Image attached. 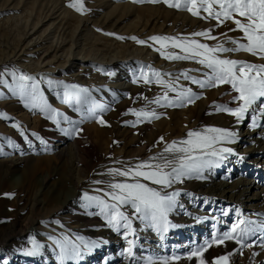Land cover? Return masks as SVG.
Wrapping results in <instances>:
<instances>
[{
  "label": "rangeland",
  "instance_id": "obj_1",
  "mask_svg": "<svg viewBox=\"0 0 264 264\" xmlns=\"http://www.w3.org/2000/svg\"><path fill=\"white\" fill-rule=\"evenodd\" d=\"M14 1V3L17 5L16 12L11 11L0 13V26L3 25V29L6 31L5 33L0 32V59H3L10 55L9 57L12 62L8 63L7 66L0 67V142L9 139V137L13 136L16 133L21 132L24 134L32 132L36 135H39L38 133L41 128L51 124H56L53 123V120L50 118L52 112H50L49 109L60 114L59 116H56V120L59 121V124H57L59 128L66 129L70 128V126L72 127V125L66 123L63 120V117L66 116L70 121L75 122L76 125H82L85 131H87L88 133L90 132L86 137L91 139V132H93L95 125H100V128H104L106 126L105 124L110 123V121L114 119L116 110H120L124 105L129 104L128 99L131 96L132 89H135V87L138 88L140 86L141 88L138 89H142L144 92L149 93L158 87L156 83L145 84L142 79H137L141 66H151L152 69L159 71L162 74L169 73V75L162 76V79H164L166 82L169 80H174L176 77L180 76V73L184 71L188 72L190 76L196 77L197 79L203 78L201 75L203 69L198 63H195L193 61H182L184 63H181V61H170L164 59L161 56V51L167 54V51L173 50L172 47L163 50L151 40L148 41L146 45H138L134 40L127 41V38L124 35L121 36L117 33L105 32L99 28H94V30H91V26L88 27V31L81 34V25L79 24L80 20L88 21L93 24V22L95 21L105 20L104 18L108 13V11L105 9L96 10L95 8H93L91 5V2L93 0ZM73 2H78L80 4L85 3L83 4V14L77 13L74 9L67 6L68 4ZM103 2H106L111 6L129 4L137 7H142L144 5L152 7L154 10L143 11L142 16L144 17L141 16V19H135L133 21L135 25H139L141 23L142 25H144V23H146L147 28L150 26L153 16L157 15L163 9H169L174 13H180L183 16L186 14V17L188 16L189 18L199 20V22L197 23L200 26H202V24L206 26L208 25L209 28L206 27L205 30L211 29V35L212 37H215V39L208 40L209 46H215L217 42H224L228 38H240L243 35L239 31L226 30L228 28L234 29L236 27L235 24H233L231 21L226 22L223 26L217 27L215 20L209 21L193 17L187 11L170 8L162 2L151 3L148 2V0H142V2L136 3H134L133 0H103ZM87 4H89V6ZM52 13H56V16L61 13L62 20L60 19V17L57 20H55L54 17L50 19L47 18V16ZM3 18L5 20H2ZM3 21L6 25L2 24ZM107 21L109 22L110 20L108 19ZM37 23H39V25L36 28V30L38 31L35 37L39 34H44L47 35V40L43 44L38 45L30 52L26 51L22 53L23 47L29 41L26 39V42H23V38L27 32L29 34L32 33L30 29ZM200 30L203 31L202 29ZM200 30L198 32H200ZM169 35L170 37L175 36V34ZM169 35L166 33V37H169ZM153 36H156V34L151 35L150 37ZM157 36H165V34H157ZM116 37H122L123 39H117ZM150 37H148L145 41L149 40ZM200 39L202 40V37L199 38V41H201ZM111 42L113 44H111ZM127 42L130 43L129 45L133 43L131 45L132 47H126V49L123 45H126L124 43ZM149 42L151 44H149ZM31 44H29V46H31ZM62 44H67V47L72 45V53H78L79 51H82L81 54H85L84 56L90 53L88 55H91V59L96 60H92V62H89L87 65L81 64L80 61L73 60L69 62L67 66L65 65L59 70L56 69L54 73L43 74L38 82H34L38 85V94L41 97L39 105H46L45 110L41 111L40 106L33 107L31 101L23 96L19 89L18 82H14L13 80L12 73L15 72L17 76H19L20 74L25 75V73L30 74L32 70L36 68L38 61V63H41L42 66L46 62V59L48 58L47 56L48 54H50V52L45 53V51L49 49L50 46L52 47V49H54V47H58L59 45L61 46ZM66 46L62 47L64 48V53H66ZM225 46L232 47L231 44H226ZM138 48L142 51H137L136 49ZM133 49L134 52L136 51V53H138V59L131 58L115 65L109 64L108 66L105 63V65H102V63L98 62L101 59L108 60L112 56L116 55L119 51L122 52V50H127L129 52ZM13 50H15L16 53L15 57H13V55L11 56V52ZM62 52L63 51H60L57 56L61 55L62 57H64L65 55H62ZM239 53H228L224 54V56L225 58H235L237 60L238 57H240ZM52 55L53 54L51 53L49 56ZM244 56L247 58L250 57L247 55ZM254 58L260 60V62H256L255 64H264V59H260L258 57ZM171 64L174 65L172 70L174 69L175 71H171V69L169 68ZM3 76H5L4 79L6 80V82H3ZM180 78L182 79L176 81L179 87L187 86L184 88H190L192 91L201 92V89L198 85L188 83L186 80H183V77ZM65 85H77L79 88L87 89L90 100L103 105L107 109V111H105L101 115V118L105 121V124L101 125L97 123L95 119L91 118L82 119L81 116L85 112V109L89 107V105H82L81 111L77 112L75 105L76 93L70 88L66 89L64 87ZM222 86L223 85L210 89H203L202 91H208L212 89L218 90ZM142 90L140 93L143 92ZM66 91L69 93L67 98L65 97ZM165 91L166 90L162 91L161 95L163 93L165 94ZM173 95H175V93L168 92V97ZM198 101H200V99L194 100L191 105L197 104ZM148 104L149 103L147 102L146 105ZM137 107L140 106L135 103L133 105L130 104V108L125 107L126 109L121 114H119L120 117H122L123 119L126 118L135 120L134 115L126 113H129V110L131 108L136 109ZM186 107L187 106H185V109H187ZM114 121L116 124L114 125V134L116 135L117 140H113L114 144L111 146L112 148L110 149L109 153L105 154L103 153L105 150L104 144L108 143L110 139L106 138L105 142L101 143L102 146L100 147V150H103L102 154L97 155L98 158L96 162L90 167V169H88L89 171L87 172V178L90 179V182H92L88 184V187L92 189H84L83 191L84 193H87L89 195H102L101 193H97L95 189L103 187V185H98L95 183V181L110 180L111 178L106 175V172L108 171L107 169L114 166L120 167L124 161V159L119 157L121 155H117V151H121L125 147V143L122 142L123 139L121 136L124 135V131L126 130L127 126H129V124L127 125L125 124V122L122 124L117 117L113 120V122ZM133 124L134 123L130 125L131 128H133ZM14 125L16 127H14ZM40 125L43 126L41 127ZM258 125L261 126H252L249 114H246L245 120L238 121L236 125L237 130L234 132L236 134L235 138L237 139L238 137H240V139L243 141V139H245L247 131L252 129V127H254L255 132L262 133L264 131V119L258 120ZM108 130H110V127ZM255 137L256 136H254L253 139ZM248 141L249 138L247 139V142ZM250 145L251 144L249 143L245 144V142H237L236 150L234 151L236 155L229 156L225 161H223L222 169L221 166L213 168L215 169L214 172L218 173L215 182H219L220 180L225 181L224 179L220 178L221 176L225 175V177L227 178V183H233L244 188L246 187L247 181H251L253 183L256 180V182H260L252 191L250 188L248 190V193L245 194L246 197L247 195H249L248 201L247 199H240V202L242 203L241 207H239L236 203L232 204L234 202L231 200H223L222 202L212 203L209 201H205V203L209 204H205L204 206H202V204L204 203L202 201V198L196 201H192L193 199H191L189 202L188 199H185L183 196H179L180 201L176 202V206L175 208H173V211H175V213L177 212V214L180 213L179 219L187 217V219H193L195 221V224H175L174 221L169 222L168 217L169 226L173 227L174 229L171 233H164V237L163 239H161V236L155 230L153 231V229L149 228L146 224L142 222L134 224L133 221V227L136 229L137 236L136 246L133 249V253L135 254V256L138 259L142 257H149L158 261L163 257L171 258L175 256L178 258H184L186 255L190 254L194 248L204 246L207 242H210L214 233H222L229 230L230 226L237 221V210H239V218L256 222L253 227L257 229V235L251 237V239L247 241V243L251 244L252 246L241 248V246L234 241L231 245L220 246L218 254L224 256L235 252L234 254L236 255V259L234 263L236 264L240 263L241 259L245 257H248L249 260H246L244 264H264V246H262V242L259 239L260 236L264 235V232L260 231L261 226L264 225V220H257L256 217L257 213L259 214L260 212H264V153L249 154L248 161L245 162L244 157L246 153H248L249 147H251ZM113 146L115 148H113ZM3 152L4 151H0V159L6 157L5 155L1 154ZM242 152H244V154H242ZM30 157H32L36 162H38L40 159L43 160L50 158L51 165L48 169L42 167L37 168V170L34 168L33 176L29 180V183H31L32 185L31 189H28L27 192H24L25 197L23 196V202L21 205L24 204L25 207H28V211L30 207H34L36 205L38 206L39 204H41L42 210L28 212L25 211L23 214L19 213V210L15 206H13L18 202V198L15 193L17 192L16 190H18L21 184V180L18 181L17 177L22 173H24L25 175L29 168L23 167L19 170L17 169L16 172L12 171L7 175L0 174V194L3 195H0V199H2L4 195H6V203H8V211L4 208V211L6 213L4 219L20 216V218L22 219L36 218L37 220H43L44 216L46 215V208H49L48 206L51 205V200L61 202L67 197L70 198V195L74 192L73 186L68 180V176H70L69 172L71 169L69 163H65L64 160L58 161V159L49 151L41 152V150H36L34 151L33 155H27V158ZM240 157H243V159H240ZM117 161L121 163L118 164ZM88 164L90 165L89 162ZM237 164L241 165V167L235 168ZM45 175H50L51 177L47 184L49 185V187H51V191L46 192V190L48 189H45L42 191V193H40L42 190V187L40 186V180ZM99 176H102L104 179H100ZM45 192L48 194L46 195ZM84 193H81L80 196H78V198L76 199L77 201L75 203L76 206L74 205V213L64 212L61 214V217H65L66 221L68 220L66 222V225H69L72 228H76L78 224H80L79 222H82L80 221L81 219H77L78 216H80V218L84 217L90 222L100 220L102 221L104 227L107 228V231L99 234L98 236L92 234L90 235L92 237H90L89 239L85 238L84 240L90 241L91 239V241L94 240L97 242L98 239L102 238H109V240H111L109 245L102 243V245H99V248L95 247L88 250H82L83 255L78 260L69 262V264H131L130 258L124 251L128 247L127 241L122 237L121 234L109 228L102 216L96 214L99 211L98 208L86 206V204L81 199ZM254 193L259 196V199H251L254 197ZM229 195H227L226 193V197ZM236 197L232 200L235 201ZM75 210L79 213L77 214ZM225 212H227L228 214L224 215ZM202 213H208L209 217L202 218ZM129 214H131L130 210ZM75 216H77V218H74ZM172 217L175 216H173L172 214L170 218L172 219ZM48 225L49 224L47 223V226L43 227L50 233L49 235H46V237L53 236L55 238H61L63 236H68L69 239L74 240L75 237L80 236L77 233L73 232L74 230L67 231V229L63 228V226H60V224L58 226L57 223L51 222L50 225L52 226ZM112 238L120 239L116 242L115 239ZM131 238L132 237H129V239ZM146 238L149 239L147 240ZM112 240L113 242L111 243ZM46 241L47 243L43 244L44 247L35 256L25 255L24 252L22 253V257H16V254L10 247V245H0V258H2L0 264H48L49 258L54 259L55 255L57 258L59 250L54 247L50 240L47 239ZM114 243L116 244L114 245ZM213 245L214 244H211L208 247H211ZM17 258L19 259V261H17ZM52 264H58V261L55 260L54 262H52ZM141 264H143V260H141Z\"/></svg>",
  "mask_w": 264,
  "mask_h": 264
},
{
  "label": "snow or ice",
  "instance_id": "obj_2",
  "mask_svg": "<svg viewBox=\"0 0 264 264\" xmlns=\"http://www.w3.org/2000/svg\"><path fill=\"white\" fill-rule=\"evenodd\" d=\"M133 2H142V0H133ZM148 2H162L170 8L187 11L193 17L209 21L215 20L217 27L231 21L236 27L229 31H239L243 34L240 38H228L224 42H217L215 46H209L194 39V37L215 39L211 35V30L194 32L189 37H150L149 40L159 43L161 48H167L170 45L173 49L179 50V52L167 54L161 51L160 54L164 59L193 61L201 65L203 78L197 79L190 76L188 72H182L174 80L166 82L162 76L169 74H162L152 69L151 66H141L137 76L138 80L142 79L145 84L156 83L166 90L163 96H158L148 103L162 107H183L200 99L201 97L194 94L190 88L177 85L176 81L180 77L191 84L198 85L202 90L227 84L237 94L232 98V103H236L237 106L232 108L214 105L215 111L226 113L237 121L245 120L246 114H249L252 126H261L258 125V120L264 119V64L258 65L225 58L224 54L245 52L264 59V0H148ZM67 6L77 13L83 14L84 12L83 4L78 2L70 3ZM116 38L123 39L122 37ZM131 39L138 45L147 44V41L139 40L136 37ZM242 41H246V43ZM226 44H231L232 47H226ZM12 75L14 82H18L23 96L31 101L33 107L40 106L41 111H44L46 105H39L41 97L38 94V85L34 82L29 83L33 81V78L24 74L17 76L15 72ZM64 87L75 91L77 112L81 111L82 105H89L82 114V119L91 118L101 125L105 124L101 115L107 109L103 105L91 101L87 89L79 88L77 85H65ZM168 92L175 93V98L170 99ZM68 95L69 93L66 91L65 97L67 98ZM49 111L52 112L50 118L53 123L59 124L56 116L60 114L51 109ZM126 114L134 115L137 118L133 126L136 123L151 122L152 119L159 118L155 111L143 108L130 109ZM63 120L72 125L70 128L62 129L66 134L72 135L79 131L75 122L70 121L68 117H63ZM14 127L16 126L14 125ZM24 135L21 133L22 137ZM235 135L233 131L218 127H207L202 131H189L186 139L167 144L163 152L149 157L146 161L123 163L118 168H109L106 175L111 178L110 180L95 181L96 184L103 185V187L95 189L102 195L84 193L81 199L86 206L98 208L99 211L96 214L102 216L107 226L121 234L127 241L128 247L124 251L130 258L131 264H141V260H143V264H170V260H175L178 257H165L158 261L149 257L138 259L135 256L133 249L136 246L137 236L133 221L138 220L146 224L163 239L164 233L168 231L169 227L168 215L176 206V198L180 195V192L174 190L173 186L192 176L203 178L205 170L219 167L229 156L236 155L232 148L224 146L234 143ZM162 140L163 138H161ZM117 163L121 162L117 161ZM142 181L149 183L146 184ZM169 189L173 190L169 191ZM129 210L131 214H129ZM227 214V212L224 213V215ZM239 215V210H237L238 219L230 226L229 230L214 233L210 242L194 249L188 258L202 257L206 247L211 244L221 245L230 240L235 241L241 248L252 246L247 241L257 235V229L253 227L256 222L241 219ZM260 231L264 232V225L261 226ZM129 237L132 238L129 239ZM28 239L31 247L24 254L35 256L44 245L39 243L36 238L29 237ZM47 239L59 250L58 264L74 262L83 255L82 250L98 247L97 241H86L81 236L75 237L74 240L69 239L68 236L61 238L49 236ZM259 239L264 246V235ZM228 262L229 256L224 255L215 258L213 264H228ZM199 264H206L205 259L200 258Z\"/></svg>",
  "mask_w": 264,
  "mask_h": 264
},
{
  "label": "bare ground",
  "instance_id": "obj_3",
  "mask_svg": "<svg viewBox=\"0 0 264 264\" xmlns=\"http://www.w3.org/2000/svg\"><path fill=\"white\" fill-rule=\"evenodd\" d=\"M14 2H15L14 0L0 1V13L11 12V11L16 12L17 5ZM91 3H92L91 4L92 7L95 8L96 10L105 9L108 11V13L106 12L107 14L104 18L105 20L95 21L93 22V24L88 21L80 20L79 24L81 25V31H80L81 34L83 32L88 31L89 30L88 27L91 26L92 28L91 30H94V28H99L105 32L117 33L118 35L126 36L127 41H130V40H133L131 39V37H136L139 40H146L151 35L156 34L157 36V34H160V35L165 34L166 36V33L168 35L175 34L174 37H189L192 33L198 32L200 29L205 31L206 27L209 28L208 25L206 26L202 24V26H200L197 23L199 22V20L197 19L189 18L188 16L186 17L185 16L186 14L184 16L181 15L180 13L176 14L169 9H163L157 15H154L151 20L152 24L150 23V26L147 28L146 23L142 25V23L140 22L141 24L135 25L133 21L135 19H141L142 17H144L142 16L143 11L154 10L152 7L148 5L146 6L144 5L142 7H137V6H133L129 4L111 6L107 4L106 2H103V0L101 1L93 0ZM87 5L89 6V4ZM61 13H59L57 16L55 15L56 13H52L48 15L47 18L50 19L54 17V19L57 20L60 17V19L62 20ZM108 19L110 20L109 21L110 23L107 21ZM2 20H5V19L3 18ZM39 23L35 24L30 29L32 33L29 34L27 32L25 34L23 38L24 40L23 42H26V39L29 41L23 47L22 53L26 51L30 52L31 50L36 48L38 45L43 44L47 40V35H44V34H41V35L39 34L38 36L35 37L38 31L36 30V28L39 25ZM2 24L6 25L4 21L2 22ZM230 29H233V28H230ZM230 29L228 28L226 30H230ZM0 32L2 33L6 32L3 29V25L0 26ZM199 38L200 37H194V39H196L198 42L202 41V43H206V44L209 43L208 42L209 39L202 37V40L200 39L201 41H199ZM148 41L150 40H147V42ZM127 43H124L126 45H123L125 48L132 47L131 45L133 43H131V45H129L130 43L128 44ZM29 44H31V46H29ZM111 44L113 43L111 42ZM149 44L151 43L149 42ZM155 44H157L159 48H161L159 43H155ZM66 45L62 44L61 46L59 45L58 47H54V49H52V47L49 45L50 47L49 49L45 51V53L50 52V54L52 53L53 55L49 56L50 54H48L47 56L48 58L46 59V62L43 64V66L41 65V63L39 64L38 63L39 61H38L36 68L35 69L32 68L33 70L30 74L25 73V75L31 76L33 78V81L31 82H36V81L38 82L41 79L43 74L54 73L56 69L59 70L63 68L65 65L67 66V64L73 60L80 61L81 64H85V65H87L89 62H92V60H96V59H91L90 57L91 55H88L90 54L88 52H87L88 54L86 53L87 54L86 56H84L85 54L84 55L81 54L82 51L81 52L79 51L78 53L77 52L72 53L71 52L72 45L68 47ZM63 46L67 47L66 53H64V50H63L64 48H62ZM170 47L171 46L169 45V47L162 48V49L165 50ZM138 49L136 50L139 52L142 51L141 49L139 50ZM60 51H63L62 55L64 54L65 55L64 57H62L61 55L57 56V54ZM167 52L168 53L179 52V50L173 49L172 51H167ZM239 54H240V57H238L237 60L251 62V63L260 62V60H257V58H254L248 53L241 52ZM12 55L13 57L16 56L15 50L11 52V56ZM244 55H247L250 57L247 58ZM9 56L3 59H0V67L7 66L8 63H12ZM137 57H139V55L138 53H136V51L134 52V49L129 52L127 50L125 51L122 50V52L119 51L116 55L112 56L111 58L109 59L107 58L108 60L101 59L98 62L102 63V65L105 63L108 66L109 64L115 65L120 62L126 61L127 59H131V58L133 59ZM181 63H184V62L181 61ZM263 63H264V60H263ZM173 66L174 65L171 64L169 67L171 71H175L174 69L172 70ZM3 75H6V74H3ZM2 78L4 79L5 76H3ZM3 82H6V80L4 79ZM157 86H158L157 88H155L152 92H149V93L144 92L142 89L141 90L144 93L143 92L140 93L141 90L138 88H141V87L140 86L138 88L135 87V89H132L131 96L128 99L129 104L124 105L122 109L115 111L114 119H116L117 117L118 120L122 124L124 122L127 125L129 124V126H127L126 130L124 131V135L121 136L123 139L122 142L125 143V147L121 151H117V155H121L119 157L124 159L123 163L131 164V163H137L140 161H146L148 160L149 157L163 152V149L167 144H170L173 141H180V140L186 139L187 133L189 131H202L203 129L207 127H218V128L227 129L233 132L237 130L236 125L238 121L234 117L226 113H223V112H216L215 108L213 107L214 105L228 106L232 108H235L237 106L236 103H232L233 96L237 94L231 89L230 85L225 84L218 90L212 89L208 91L207 90L202 91L201 89V92L192 91L194 94L199 95L201 98H200V101L197 102V104L191 105L190 103L186 105L187 109H185V106L183 107H162V106H157L156 104L146 105L147 102L154 100L156 97L163 96L164 93L161 95V92L164 91L165 89L158 84ZM184 87H187V86H184ZM169 98L174 99L175 95L169 96ZM134 103L140 106V107H137L136 110H139L142 108L145 110H153L159 116V118L152 119L151 122L143 121L140 123H136L135 126L131 128L130 125L134 123L137 118L135 117V120H130L126 118L123 119L122 117H120L119 114H121L126 109L125 107L130 108V104L133 105ZM113 120L110 121V123L105 124L106 125L104 127L105 129L103 127L100 128L99 127L100 125L99 126L95 125L93 132H91L92 133L91 139L86 137L90 132L88 133L87 131H85L82 125H76V127L79 128L78 132H74L72 135H67L64 131H62L63 128H59L57 124H53V125L51 124L43 128H41L43 125L42 126L40 125L41 129L39 128L40 129L38 133L39 135L29 132V133H26L22 137L21 136L22 132H21V133H16L13 136L9 137V139L0 142V151H4L1 154L6 156L5 158L0 159V174L7 175V174H10L12 171L16 172L17 169L19 170L20 168H23V167L24 168L29 167L25 175L24 173H22V174H19L17 177L18 181L21 180V184L18 190H16L17 192L15 193L18 198V202H17L18 204L16 203V205H13V206H15L19 210V213L24 214V212L27 211L28 209V207H25L24 204L23 205L21 204L23 202L22 201L23 196L25 197L24 192H27L28 189H31L32 185L31 183H29V180L33 176L34 168L37 169V168L43 167V168L48 169L50 168V165H51L50 158L43 159V160L40 159L38 162L34 161L32 157L27 158V155H33L34 151L36 150H39V151L41 150V152L49 151L50 153H52V155H54L58 159V161L64 160L65 163L66 162L69 163L71 169L69 172L70 176H68V180L72 184L73 190H74V192L70 195V198L67 197L61 202L60 201L56 202L55 200H51L50 202L51 205L49 204L50 205L48 206L49 208H46V211H45L46 215L44 216L43 220L42 219L37 220L36 218L22 219L20 218V216L4 219L6 215L4 208L8 211V203H6L7 199L5 198L6 195H4V197L0 199V245L1 246L10 245V247L15 252L16 257H22L23 256L22 253L26 252L31 247V244L28 239L29 237L36 238L37 241L41 243L42 245L44 243H47L46 235H49L50 233L46 231L43 227L47 226V223L49 224L48 226H52L50 225L51 222H54V223L59 222L57 224L58 226L60 224V226H63V228L67 229V231L74 230L73 232L82 236L84 239L85 238L89 239L90 237H92L90 236L92 234L98 236L99 234H102L103 232L107 231V228L104 227V225L102 224V221L95 220L94 222H90L84 217L80 218V216H78V218L77 216H75L74 218L81 219L80 221L82 222H79L80 224H78L76 228H72L69 225H66V222L68 220L66 221L65 217L64 218L61 217V214L64 212L74 213V205L77 201L76 199L78 198V196H80L81 193H84L83 191L84 189H89V190L92 189L88 187V184L92 182H90V179L87 178V172L89 171L88 169H90V167L96 162L98 158L97 155L102 154L103 150L102 149L100 150V147L102 146L101 143L105 142L106 138H110L109 142L104 144L105 150L103 153L107 154L112 148L111 146L114 144L113 140H117L116 139L117 137L114 134V127H115L114 125L116 124H115V121L113 122ZM109 127H110V130H108ZM254 136L256 137L253 139ZM161 138H163L162 141H161ZM248 138H249V141L247 142ZM9 141H11V143H9ZM41 141H43V143H41ZM237 142H245V144L246 143L251 144L250 145L251 147H249L248 153H246L244 157L245 162L248 161L249 154L264 153V131L262 133L255 132L254 127H252V129L247 131V134L245 136V139H243V141L240 139V137H238L237 139L235 138L234 143L227 144L224 146L230 147L233 149V151H235ZM113 148L115 147L113 146ZM242 154H244V152H242ZM88 162L90 163V165L88 164ZM222 165L223 163L220 164L221 169L223 168ZM117 167L114 166V167H109V168H117ZM239 167H241V165L237 164L235 168H239ZM214 170L215 169L213 168L209 170H205V172L203 173V178H196L195 176H192V177L183 179L181 182L175 184L173 186V189L176 191H179L180 192L179 196H183L185 199H188L189 202L191 199H193L192 201H196L202 198V201L204 202L202 206H204L205 204L206 205L209 204V203L208 204L205 203V201H209L212 203V202H222L223 200L225 201L231 200L234 202L232 204L236 203L239 207H241L242 203L240 202V199L241 200L247 199L248 201L249 195H247L246 197L245 194L248 193V190L250 188L252 191L260 183V182H256V180L253 183L251 181L249 182L247 181L246 187L244 188V187H241L233 183H227L226 182L227 178L225 177L226 175L220 177L221 179H224L225 181L220 180L219 182H215V179L218 173L217 172L215 173ZM102 176H99L100 179H104ZM50 179H51L50 175H45L44 177L41 178L40 186L42 187L41 188L42 190L40 193H42V191L45 189H48L46 190V192L51 191L50 190L51 187L47 185ZM142 182L146 184L149 183L148 181H142ZM150 186L156 187L155 185H150ZM173 189H169V191ZM226 193L227 195L229 194L230 195L226 197ZM47 194L48 193H46V195ZM179 196L176 198V202L180 201ZM253 196L254 197L251 199H256V200L259 199V196L257 194L254 193ZM56 197H57V194H56ZM235 197H236L235 201L232 200ZM193 205H196V204H193ZM36 206H34L35 208L33 206L30 207L28 211L42 210L41 204H39L37 208ZM251 207H254V206H251ZM75 212L77 214L79 213L76 210ZM172 214L175 217H172L171 219L170 217L172 216ZM179 214L180 213L177 214V212L175 213V211L172 210L168 215L169 222L174 221L175 224H181V223L195 224V221L193 219H187V217L179 219ZM203 217H209L208 213H202V218ZM256 217H257V220H264V212L263 213L260 212L259 214L257 213ZM94 219H98V218H94ZM138 222L140 221L136 220L134 221V224ZM173 229H174L173 227L169 226L167 233H171ZM102 239H98V242H100L98 243V248L100 247L99 245H102V243L106 245L110 244L111 239L110 240L109 238L108 239L102 238ZM112 239H115V238H112ZM119 239L120 238H116L115 241L117 242ZM146 239L148 240L149 238H146ZM112 242L113 240L111 241V243ZM233 242L234 241L230 240V241H226L224 244H221V245L214 244L211 247H206V250L203 252L202 257H192L191 259H189L188 258L189 254H188L184 258H177L175 260H170V264H199L200 258L205 259L206 264H213V261L215 260V258L221 257V255L218 254V251L220 249L219 247L222 245L223 246L231 245ZM115 244L116 243H114V245ZM234 253L235 252L228 254L229 256L228 264H236L234 263L236 259V255ZM54 257H55L54 259L49 258L48 264H52V262L57 260L56 255ZM246 260H249L248 257L241 259L240 263L238 264H244ZM17 261H19L18 258H17ZM121 264H128V263H121Z\"/></svg>",
  "mask_w": 264,
  "mask_h": 264
}]
</instances>
